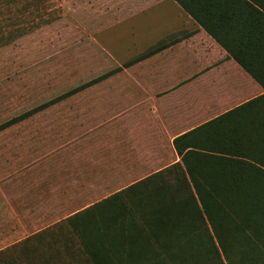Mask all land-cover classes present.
I'll use <instances>...</instances> for the list:
<instances>
[{
	"label": "rangeland",
	"instance_id": "374dc122",
	"mask_svg": "<svg viewBox=\"0 0 264 264\" xmlns=\"http://www.w3.org/2000/svg\"><path fill=\"white\" fill-rule=\"evenodd\" d=\"M155 10L144 0H0V36L12 37L0 42V124L151 54ZM124 76L0 132V253L176 161L168 138L124 93ZM71 243L79 242L54 230L33 245H52L51 256L62 254L56 264H76Z\"/></svg>",
	"mask_w": 264,
	"mask_h": 264
},
{
	"label": "trees",
	"instance_id": "16d2710c",
	"mask_svg": "<svg viewBox=\"0 0 264 264\" xmlns=\"http://www.w3.org/2000/svg\"><path fill=\"white\" fill-rule=\"evenodd\" d=\"M174 1L263 93L176 137L178 162L72 210L1 252L0 264H56L62 254L51 256L52 245H33L54 230L79 242L65 246L76 264H264V0ZM119 71L3 122L0 132Z\"/></svg>",
	"mask_w": 264,
	"mask_h": 264
},
{
	"label": "crops",
	"instance_id": "0c3cea01",
	"mask_svg": "<svg viewBox=\"0 0 264 264\" xmlns=\"http://www.w3.org/2000/svg\"><path fill=\"white\" fill-rule=\"evenodd\" d=\"M144 1L157 10L147 24L155 31V49L118 68L130 77L124 76V93L137 98L147 126L172 147L176 137L241 105L245 96H258L259 86L176 1Z\"/></svg>",
	"mask_w": 264,
	"mask_h": 264
}]
</instances>
